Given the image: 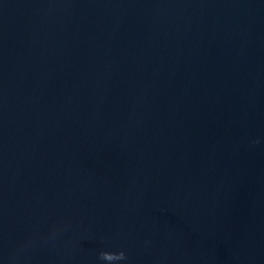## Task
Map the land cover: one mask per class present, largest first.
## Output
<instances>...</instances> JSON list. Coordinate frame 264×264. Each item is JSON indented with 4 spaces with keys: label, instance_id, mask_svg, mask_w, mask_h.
<instances>
[{
    "label": "water",
    "instance_id": "obj_1",
    "mask_svg": "<svg viewBox=\"0 0 264 264\" xmlns=\"http://www.w3.org/2000/svg\"><path fill=\"white\" fill-rule=\"evenodd\" d=\"M264 264V0H0V264Z\"/></svg>",
    "mask_w": 264,
    "mask_h": 264
},
{
    "label": "clouds",
    "instance_id": "obj_2",
    "mask_svg": "<svg viewBox=\"0 0 264 264\" xmlns=\"http://www.w3.org/2000/svg\"><path fill=\"white\" fill-rule=\"evenodd\" d=\"M99 259L107 262V264H115V262L126 260L127 256L123 251L119 253L105 251L100 253Z\"/></svg>",
    "mask_w": 264,
    "mask_h": 264
}]
</instances>
